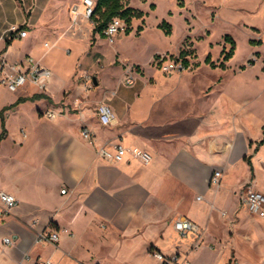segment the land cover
Returning a JSON list of instances; mask_svg holds the SVG:
<instances>
[{"label": "crops", "instance_id": "obj_1", "mask_svg": "<svg viewBox=\"0 0 264 264\" xmlns=\"http://www.w3.org/2000/svg\"><path fill=\"white\" fill-rule=\"evenodd\" d=\"M52 2L0 0L4 70L27 54L51 70L45 87L30 79L16 90L0 84V133L2 112L6 128L0 140V189L18 198L5 214L0 202V264H36L41 258L55 264H144L153 249L191 260L194 237L182 234L174 219L180 215L193 219L202 230L201 245L216 208L227 219L223 264L230 256V245L240 260L257 262L264 242L255 254L240 248L237 236L256 238L255 223L264 219L249 217L241 199L251 179L254 187L264 190V178L256 167L264 143L255 149L264 124L262 134L253 138L241 106L221 92V79L204 83L189 75H159L153 81L144 77L135 85L124 77L111 90L87 100L82 90L98 86L100 74L93 76V85L77 79L71 86L60 87L54 78L57 72L47 60L49 50L43 47L51 46L45 35H61L57 23L47 20L45 10ZM62 2L65 5L66 0ZM36 9H40L37 15ZM62 19L67 22L66 15ZM83 20L90 21L80 15L74 27H82ZM23 23L27 34L11 37L7 44L9 27ZM28 36L42 37L40 47L34 42L19 43ZM62 41H67L65 45L75 42L65 34L57 44ZM101 102L112 105L115 123L100 122L97 106ZM85 126L93 139L83 135ZM116 143L144 148L152 157L146 163L128 152L120 161H110L97 150L99 146L114 149ZM215 169L223 170L218 186L210 182ZM230 198L231 211L225 205ZM51 229L59 231L56 243L37 240L39 231ZM6 235L14 242L5 244ZM84 236L100 240L114 236L128 250L121 256L112 252L113 262H92L77 252ZM209 242L217 245L216 239ZM151 258L159 264L153 254Z\"/></svg>", "mask_w": 264, "mask_h": 264}, {"label": "rangeland", "instance_id": "obj_2", "mask_svg": "<svg viewBox=\"0 0 264 264\" xmlns=\"http://www.w3.org/2000/svg\"><path fill=\"white\" fill-rule=\"evenodd\" d=\"M52 1L45 10H48L47 20L57 23L61 35H45V42L48 41L51 46L43 47L49 50L47 60L57 72L54 78L60 87L71 86L73 80L77 79L79 82L93 85V76L100 74L98 86L82 90V96L87 100L93 98L97 92L111 90L118 79L126 77L129 73L134 76L135 85L144 77L153 81L159 75H189L200 77L204 83L221 79V92L233 96L236 104L243 109L249 134L253 138L262 134L264 0H123L127 5L142 9L144 15L133 17L132 23H127L125 29L120 31L113 41H110L106 34L94 32L95 22L92 20H83L82 27L78 29L74 27L75 21L71 16L70 7L76 0H66L65 5L63 0ZM64 12L67 22L62 19ZM38 13L40 9L35 10V15ZM163 19L169 21L172 26L169 34L159 26ZM63 34L75 42L65 45L67 41H62L57 44L58 38ZM226 35L235 39L236 49L234 55L226 61L227 66L223 68L218 64L223 59L224 52L232 46ZM40 38L42 37L32 40L28 36L22 41L19 40V43L34 42L40 47ZM182 50L186 51L185 55L181 54ZM208 55L215 65L205 60ZM76 57L78 58L74 62ZM185 58L188 64L181 68L180 64L184 63ZM152 69L154 73H151ZM212 86L213 83H210L209 89ZM260 153V161L256 160V167L264 178V146ZM250 186H254L253 179L245 185L244 191ZM225 205L231 211L233 199H228ZM216 211L220 212V209L216 208L214 211L215 218L204 242L201 245L199 242L198 246L193 240L191 244L193 249L188 256L196 264H223L227 245V219ZM246 212L251 218L258 217L248 208ZM254 227L257 237L255 238L253 232H249L253 237L248 240L240 234L237 236V244L240 248L256 254L257 248L264 242V219L257 220ZM212 239L217 240L216 246L210 244L209 240ZM139 247L141 252L142 246ZM127 250L128 245L117 241L114 236L105 240L84 236L79 239L77 245V252L81 257L101 263L113 262L112 252L121 256ZM229 252L230 256L225 264H264V250L257 262H251L249 258L240 260L234 245H230ZM149 254H146L144 264H154L152 253ZM240 254L242 258L245 257L242 251Z\"/></svg>", "mask_w": 264, "mask_h": 264}, {"label": "built area", "instance_id": "obj_3", "mask_svg": "<svg viewBox=\"0 0 264 264\" xmlns=\"http://www.w3.org/2000/svg\"><path fill=\"white\" fill-rule=\"evenodd\" d=\"M96 6V0H81L80 2L73 3L70 7V12L74 21L78 19L80 15L92 20V14ZM93 21V20H92ZM127 21L121 16H114L105 28V34L110 41H113L116 35L125 29ZM27 29L19 28L16 25H12L7 30V38L15 36H25ZM48 45L49 43L46 42ZM0 84L6 85L11 90H16L20 86L26 83L27 80H33L37 82L41 87H45L46 80L51 75V70L38 62H36L32 55L27 54L21 60H17L9 64V68L4 70L6 60L0 54ZM186 65L181 62L180 67ZM126 82L133 83L134 76L129 73L125 77ZM98 118L103 124H113L117 120V115L111 104L101 102L97 106ZM49 115H54L52 111H49ZM82 133L85 137L93 139V132L87 126L83 127ZM98 152L110 161H120L128 152L133 156L142 159L144 162H149L152 154L138 146H126L122 143H116L114 149H109L105 146H99ZM223 176L222 169H215L211 175L210 182L214 186H218L221 183ZM63 188L62 191H65ZM202 196L199 195V198ZM241 199L247 208L252 212L260 216H264V191L250 186L241 194ZM0 202L1 211L5 214L17 205V196L9 191L0 189ZM175 227L182 234H192L196 244L198 245L202 236V230L199 225L191 218L180 215L174 219ZM59 239V231L56 229L41 230L37 233L38 241H50L56 243ZM5 244H11L14 239L11 235H6L3 238ZM153 256L158 260L159 264H195L193 261L185 258H181L180 254L173 253L168 254L160 249L152 250ZM19 264H24L22 261ZM36 264H55L50 258H41Z\"/></svg>", "mask_w": 264, "mask_h": 264}, {"label": "trees", "instance_id": "obj_4", "mask_svg": "<svg viewBox=\"0 0 264 264\" xmlns=\"http://www.w3.org/2000/svg\"><path fill=\"white\" fill-rule=\"evenodd\" d=\"M143 15H144V11L142 9L133 7L131 5H127L123 0H96V6L92 14V20L95 22L93 31L99 32L101 35H105V28L108 25L109 21L114 16L123 17L130 25L132 23L133 17H142ZM24 26L25 24L23 23L19 26V28H22ZM159 26H161L167 34L171 33L172 31V26L170 22L167 21L166 19H163L159 23ZM226 39L232 43V46L229 50L224 52V57L218 64L223 68L227 66L226 61L229 60L234 55L236 49L235 39H233V37L230 35H226ZM11 41L12 38H6L7 44H9ZM181 54L185 55L186 51L182 50ZM205 60L211 61L210 55H208ZM183 61L185 65L188 64V60L186 58ZM211 64L215 65L216 63H214V61H211ZM37 95H42V93L35 94L34 96ZM2 124H3V129L0 133V140L4 137L6 133L4 112H2ZM263 143H264V131L262 138L257 141L255 149H257Z\"/></svg>", "mask_w": 264, "mask_h": 264}, {"label": "water", "instance_id": "obj_5", "mask_svg": "<svg viewBox=\"0 0 264 264\" xmlns=\"http://www.w3.org/2000/svg\"><path fill=\"white\" fill-rule=\"evenodd\" d=\"M96 80H94V82H95Z\"/></svg>", "mask_w": 264, "mask_h": 264}]
</instances>
